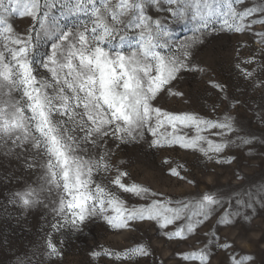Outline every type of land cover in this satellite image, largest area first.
<instances>
[{"label": "snow or ice", "instance_id": "obj_1", "mask_svg": "<svg viewBox=\"0 0 264 264\" xmlns=\"http://www.w3.org/2000/svg\"><path fill=\"white\" fill-rule=\"evenodd\" d=\"M214 2L215 10L208 0H0V153L17 158L28 154L32 160L28 167L42 170V183L14 193L10 203L25 209L48 207L44 193L55 189L57 200L52 213L56 222L50 225L53 232H81L93 218L102 219L115 230L128 229L137 221H152L161 230L176 225L171 232H165L168 239H186L222 208L221 196L210 193L173 206L172 200L156 198L148 188L124 183L127 173L117 171L111 184L142 200L150 199L140 206H128L93 179L94 174L112 170L111 149L99 151L106 138L117 140V147L134 148L143 138L144 129L154 137L148 142L150 146H162L158 130L170 127L171 143L198 150L217 163L231 162L217 158L229 144L251 142L242 136H237L236 141L217 142L202 135L216 130L214 134L223 138L235 132L230 116L205 119L194 113L163 111L152 103L179 76L203 71L190 50L205 42L202 37L213 15L223 16L224 27L237 34L250 31L256 24L264 25V0ZM235 4L248 6L238 10ZM165 5L174 23L192 12L199 18L200 34L169 43L171 29L167 20L154 19L149 13ZM15 18L31 21L23 34L16 31L12 22ZM67 18L74 19L63 23ZM253 35L264 47V33ZM133 40L135 45L125 54L122 46L131 45ZM45 42L48 47L41 56L40 47ZM253 63L254 59L238 60L237 74L251 80L253 87L264 88V80H257L248 67ZM212 87L225 91L219 84ZM182 129H192L195 134H181ZM82 145L95 146L97 154L93 156ZM170 174L180 176L175 168ZM258 192V198L253 193L243 207L252 208L255 203L264 206V188ZM239 215L225 213L219 223L234 224ZM59 243L66 241L61 239ZM102 252L116 260L149 255L143 245L122 253ZM39 254L47 258L61 255L52 233ZM92 255L97 257L101 252ZM210 255V243H206L203 249L187 253L183 259L209 264ZM231 261L248 264L254 257L237 258L233 254Z\"/></svg>", "mask_w": 264, "mask_h": 264}, {"label": "rangeland", "instance_id": "obj_2", "mask_svg": "<svg viewBox=\"0 0 264 264\" xmlns=\"http://www.w3.org/2000/svg\"><path fill=\"white\" fill-rule=\"evenodd\" d=\"M208 3L216 9L214 0H208ZM234 6L242 10L248 5ZM167 7L165 5L159 11L152 8L149 13L154 19L167 20L171 29L169 43L184 41L194 33L200 34L197 32L201 26L199 18L194 17L192 12L174 23L166 11ZM73 19H64L63 23H70ZM12 22L21 34L31 24L27 18H15ZM206 32L202 37L205 42L190 50L195 54V64L203 71L179 76L157 95L153 106L175 114L194 113L205 119L230 116L235 122V132L223 138L214 134L216 130L202 135L217 142L221 139L236 141L237 136L250 138L251 142L247 145L229 144L217 158L231 162L217 163L215 158L209 160L198 150L184 149L177 143H171L172 137L168 135L170 127L158 130L162 146H150L148 142L154 137L144 129L143 138L136 142L134 148L131 145L117 147V140L106 138L104 147L99 151L111 149L112 170L107 174H94L93 179L120 196L128 206H140L149 203L150 199L142 200L111 184L117 171L127 173L124 183L148 188L151 193H156V198L172 200L173 206L180 201H195L210 193L221 196L223 207L218 208L186 239H168L165 235L176 225L161 230L155 222L137 221L128 229L115 230L99 218L87 222L81 232L67 229L53 232L50 225L56 222L52 207L57 200V191L53 189L50 194L44 193L48 207L25 209L10 203L14 193L26 186L35 187L42 183V170L28 167V163H32L28 154L17 158L0 153V264H29V260L32 264H37L38 260L41 264H199V261H185L183 256L200 251L206 243H210L211 248L209 264H232L233 254L237 258L252 255L254 261L248 264H264V206L255 203L252 208L243 207L249 202V196L257 193L258 198V190L264 188V120L261 119L264 114V88L253 87L252 81L238 75L235 69L238 60L254 59L255 63L248 67L257 80H264V47L260 45L259 37L253 35L264 33V25L256 24L250 31L237 34L224 27L223 16L213 15ZM134 45L135 40L131 41V45L125 43L122 46L125 54ZM47 47L46 42L41 44V56ZM212 84L221 85L225 91L214 89ZM184 133L189 136L195 134L192 129H182L181 134ZM82 147L93 156L97 154L95 146ZM173 168L180 176L170 174ZM236 212L240 215L234 224L224 226L219 223L225 213ZM50 233L61 251L59 257L47 258L39 254ZM61 239L66 243L61 245ZM225 244L232 247L225 249L222 247ZM139 245L145 246L149 255L116 260L102 252L122 253ZM93 252H101V255L93 257ZM34 253H37L36 257H33Z\"/></svg>", "mask_w": 264, "mask_h": 264}]
</instances>
